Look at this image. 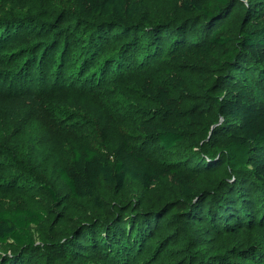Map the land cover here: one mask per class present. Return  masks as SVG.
Returning <instances> with one entry per match:
<instances>
[{"label":"rangeland","instance_id":"1","mask_svg":"<svg viewBox=\"0 0 264 264\" xmlns=\"http://www.w3.org/2000/svg\"><path fill=\"white\" fill-rule=\"evenodd\" d=\"M240 1L242 5L230 7L221 21L232 37L248 18V9L251 13L255 9L254 0ZM135 2L140 10L137 28L149 36L148 49L156 44L167 54L183 39L198 34L199 24L179 8L177 0ZM37 5L55 7L52 18L35 16ZM161 28L170 29L157 32ZM91 32L81 26L70 0H0V210L19 207L45 215L39 226L30 228L35 251L24 264H229L233 260H225V251L231 248L245 249L249 243L264 252L263 229L224 236L207 224L205 212L190 218L191 203L169 179L150 191L129 180L119 194L103 184L95 193L99 206L69 197L56 168L68 163L70 147L83 141L112 160L116 144H141L138 125L159 110L141 90L148 81L167 88L181 112H202L210 129L220 123L212 89L225 69L217 59L208 60L207 68H175L158 58L112 78L98 72L94 74L96 86L89 91L54 87L56 78L59 81L65 75L67 79L85 64ZM112 34L115 37L86 63L89 73L97 72L103 58L117 54L133 40L141 39L136 43V55L143 52L147 38L143 31ZM40 53L46 57L44 64H37ZM166 69L182 77L184 90L167 78ZM32 81L36 84L33 92L12 91V87L23 88ZM42 82H48L45 90L39 87ZM213 150L209 133L186 135L168 151L152 142L140 153L180 169L190 158L206 160L203 154ZM226 177L225 173L204 174L193 186L195 195ZM167 205L174 207L168 209ZM90 222L95 225L83 228ZM22 255L11 243L0 245V258Z\"/></svg>","mask_w":264,"mask_h":264},{"label":"trees","instance_id":"2","mask_svg":"<svg viewBox=\"0 0 264 264\" xmlns=\"http://www.w3.org/2000/svg\"><path fill=\"white\" fill-rule=\"evenodd\" d=\"M177 1L179 8L199 24L198 34L189 35L176 49L164 54V49L156 44L157 48L152 45L148 49L149 36L137 28L140 27L136 24L140 10L135 0H70L81 26L92 30L87 42L90 46L85 54V64L77 74L72 73L67 79L62 75L59 81L56 78L54 87L70 86L89 91L96 86L94 74L98 72L105 78H112L130 67H146L158 58L159 62L175 68H207L208 60L217 59L225 71L212 89L216 95L214 103L218 117L222 120L211 134L215 150L203 154L206 160L190 158L180 169L164 166L141 155L140 152L152 142L168 151L181 143L186 135L211 132L202 112H181L179 102L171 97L167 88L148 81L141 90L158 104L159 110L150 120L138 125L136 131L141 144H116L111 160L79 141L68 149L69 161L57 167L56 173L72 200H89L96 206L100 203L95 193L103 184L119 194L125 190L129 180L138 183L144 191H150L169 179L181 188L183 197L191 203L192 207L187 212L189 217L195 219L205 212L204 219L214 232L229 236L264 230V0H254V11L251 13L248 9V18L238 28L236 26L238 32L234 37L221 21L230 7L242 5L240 0ZM213 3L217 6L213 7ZM37 7L33 14L40 19L52 18L56 9L51 5ZM143 19L148 20L147 16ZM168 29L161 28L157 32ZM135 31H143L147 37L140 55H136L135 48L141 39L133 40L123 46L119 54L103 58L97 65V72H88L86 63L93 61L100 48L115 37L112 33L126 36ZM123 56L128 58L123 59ZM39 57L41 61L38 60L37 64H44L46 57L42 58L41 53ZM165 74L181 90L186 88L185 81L174 70L166 69ZM41 76L47 81L46 76ZM47 83L42 82L39 87L45 90ZM35 85L32 81L23 88L12 87V91L33 92ZM6 137L9 138L8 135ZM21 145L23 147L24 144ZM212 173H225L227 177L223 182L213 184L195 202L197 196L193 186L204 174ZM50 195L54 197L53 193ZM44 217L43 213L28 208L0 210V245L11 243L23 253L19 258L1 257L0 264H24L28 260V255L35 251L30 228L39 226ZM94 225L90 222L83 228ZM261 237L262 234H258V238ZM245 245H248L245 249L226 250L225 260L232 259L229 264H264V252L249 243Z\"/></svg>","mask_w":264,"mask_h":264},{"label":"water","instance_id":"3","mask_svg":"<svg viewBox=\"0 0 264 264\" xmlns=\"http://www.w3.org/2000/svg\"><path fill=\"white\" fill-rule=\"evenodd\" d=\"M221 122H222V120L220 119V123L218 125H216V126H214V127L211 128L210 135L212 134L213 130L221 124ZM199 197L200 196L196 197L195 202L198 200Z\"/></svg>","mask_w":264,"mask_h":264}]
</instances>
